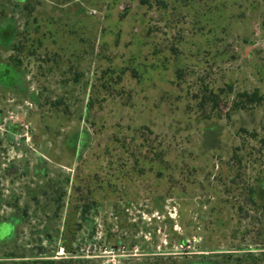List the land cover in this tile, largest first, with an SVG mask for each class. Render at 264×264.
I'll use <instances>...</instances> for the list:
<instances>
[{
  "label": "rangeland",
  "instance_id": "obj_1",
  "mask_svg": "<svg viewBox=\"0 0 264 264\" xmlns=\"http://www.w3.org/2000/svg\"><path fill=\"white\" fill-rule=\"evenodd\" d=\"M17 1L0 0L16 30L0 62L36 105H0V161L14 166L0 174V221L14 215L21 239L0 246V264L66 255L63 223L80 264H264V205L248 196L264 174V101L230 107L238 92L264 97V0H59L65 21L49 18L55 0ZM51 23L71 36L54 44Z\"/></svg>",
  "mask_w": 264,
  "mask_h": 264
},
{
  "label": "flooded vegetation",
  "instance_id": "obj_2",
  "mask_svg": "<svg viewBox=\"0 0 264 264\" xmlns=\"http://www.w3.org/2000/svg\"><path fill=\"white\" fill-rule=\"evenodd\" d=\"M17 3H18V6L21 7L25 3V0H18ZM55 3H59V0H55ZM35 8H34V11H31V13H29V15H32L35 12ZM15 31L16 30L14 28V23H11L7 19L3 20V18L0 17V49L1 50H4V47H9V46L13 47L14 46ZM1 95L5 98L7 96L10 98V100H12V102L8 105L7 104L8 101L4 102L5 99L0 98L2 100V102L0 103L1 106H8L10 108L16 109L17 108L16 107L17 101H20L23 99L29 100L31 103L36 105L35 104L36 94L31 92L30 89L26 86V82L24 80V76L22 75V72L14 65V63L2 62V61L0 62V96ZM2 111H3V109L0 108V112H2ZM7 128L10 129L9 136L7 138V143L12 144L15 149H20L19 145H20V138L21 137L17 138L15 136L16 135L15 132L12 131V130H16V127L12 125V128H11V126L9 127V125L7 124ZM4 143H5V141L0 140V160L4 159V150H3L4 149ZM24 146L26 147L25 143L22 144V147H24ZM13 170H14V166L9 167L7 169V167L2 165L1 161H0V174L2 172L11 173ZM0 178H1V176H0ZM83 209H84V207H83ZM13 220L17 221L16 218H11V219L9 218L7 221H0V226L3 225L6 227V224H9ZM81 220L84 223H81V225L79 223V225L82 226V224H83V226H82L83 228H84L85 223L89 224V222L87 220H85V219L84 220L81 219ZM63 225H64V223H63ZM9 230H10V232L8 233L6 239L0 241V246L5 245L10 237H12V239H14L13 242L15 241V237L13 236L11 228H9ZM80 231H81L80 232L81 233L80 239H83L85 237L84 232L82 229ZM10 235H12V236H10ZM91 238H93L95 240L94 237H91ZM91 238H88L87 240H89V242H90ZM60 242H62V246H63L60 250L61 251L64 250L66 255H63V253H62V255H59V257L53 256V255L43 256L44 254H43V252H41V253L33 254L34 256H32V257H27L26 255H24V257L20 256V257H18V259H20V260H35V261L46 259V260L60 261L61 264H63V263L64 264H80L83 262L82 259L87 257L84 254H82L83 252L80 250V246H79L80 244L77 245L75 250H70L69 246L72 245L73 243L70 244L69 238H67V233H66V236H64L63 240ZM59 244H61V243H59ZM92 257H95V256H92ZM12 259H17V258H12ZM0 260H4V259L1 258ZM199 263H202V262H199ZM184 264H192V262L190 260L188 262H185Z\"/></svg>",
  "mask_w": 264,
  "mask_h": 264
},
{
  "label": "crops",
  "instance_id": "obj_3",
  "mask_svg": "<svg viewBox=\"0 0 264 264\" xmlns=\"http://www.w3.org/2000/svg\"><path fill=\"white\" fill-rule=\"evenodd\" d=\"M50 2V1H49ZM65 4H67V2L65 3ZM80 6H82L81 5V3H78ZM61 7H63V4H60V3H55L54 4V6H52V10L55 12V15H54V13H53V16L51 15V17H49L50 18V20L51 19H53V20H60V18H61V20H62V18L64 19V21L65 20H67V19H65L67 16H69V13H67V12H65V13H58L57 12V9H61ZM41 10V9H40ZM40 10H38V9H36L35 10V12L30 16V18H31V20H35L34 21V23L33 24H31V28L32 29H36V28H38L39 26H41V25H38V24H35L36 23V19L39 17V16H41L42 15V12H45V11H40ZM46 12H48V11H46ZM48 14V13H47ZM48 16H50V14L48 15ZM46 19H48V18H46ZM49 28L50 29H46V31H48L49 32V34L51 35V38H50V41H53V43L54 44H56L57 42H56V40L55 39H57V38H59V37H61V36H64V35H69V36H71L69 33H68V30L70 29V28H67L66 30H63L62 28H56L55 26H53V24L51 23V24H49ZM52 28V29H51ZM32 32H36V31H32ZM63 32H64V34H63ZM82 34H84L85 35V31L82 29ZM100 32V31H99ZM110 32H112V35H113V37L116 35V33H115V30H112V31H110ZM32 34V33H31ZM81 34V35H82ZM100 34H101V32H100ZM100 34L98 33V36L100 37ZM61 46H62V44H60V48H61ZM64 48V47H63ZM61 52H62V54L65 56L66 54L64 53V50L61 48V50H60ZM90 60H91V58H90ZM96 61V60H95ZM84 62V61H83ZM93 62H94V60H93ZM85 135L84 134H78L77 135V139H76V141H74V143L76 144L75 145V148H74V150H73V152H70L71 154H73V155H75V154H78V152H80V150L83 148V146L85 145V143H86V140H85V137H84ZM66 143H68V138H67V140L65 141ZM65 146H67V144L65 145ZM76 150H79L78 152H76ZM36 157V159L38 160H36L35 162L36 163H38L39 165H43V163H45V162H47V164L46 165H50V161L48 160V161H44L43 159H41L40 157H37L38 155L35 153L34 154ZM66 156H67V153H66ZM39 158V159H38ZM57 159V158H56ZM52 160H54V159H52ZM58 165H55V167H57ZM42 168V167H41ZM48 168V167H47ZM49 168H51V167H49ZM90 191V190H89ZM38 193V192H37ZM11 218H15L14 217V215H12L11 216ZM11 223V224H10ZM9 224H6V226H8L9 228H11V231H12V233H13V236L15 237V231H16V228H15V226L16 225H18V224H20V222H17V221H15V220H13V221H11ZM65 226L64 225H62L61 226V228H60V230L57 232V234L56 235H54L53 237H55L56 239H59L58 240V243H60V241H62L63 240V238L62 239H60L62 236H63V233L65 232ZM56 232V231H55ZM66 232H68V228H66ZM43 233V232H42ZM45 233H43V235H44ZM39 237H40V239H38V242H40V244L42 245V243H47L49 240H50V238H49V235L47 234L46 235V237H44L43 239H42V237L40 236V234L38 235ZM21 241V239L19 240H17V241H14L13 243H16V244H21V243H18V242H20ZM40 245V246H41ZM63 246L61 245V244H59V248L61 249Z\"/></svg>",
  "mask_w": 264,
  "mask_h": 264
},
{
  "label": "trees",
  "instance_id": "obj_4",
  "mask_svg": "<svg viewBox=\"0 0 264 264\" xmlns=\"http://www.w3.org/2000/svg\"><path fill=\"white\" fill-rule=\"evenodd\" d=\"M250 56V55H249ZM228 85V84H227ZM230 88V85H228ZM238 98L244 99V101H240L241 99H239L238 101H233L231 104V112H237V111H246L247 110V103L248 104H255L259 105L261 102L264 101V97L262 96L263 94H260L258 90L252 91L251 93H246L245 91L242 92H238L237 93ZM212 102H214V100H211ZM254 186L252 188H250V193L248 194L249 198L252 197V201L253 198H257L259 199V201H261V203H263L262 205H264V174L261 177H258L254 180ZM85 208V206H84ZM67 228V227H66ZM62 245V242H60ZM27 256V255H26ZM24 257V256H21ZM29 257V256H27ZM31 262L34 263H38V264H61L60 261H55V260H39V261H35V260H30Z\"/></svg>",
  "mask_w": 264,
  "mask_h": 264
},
{
  "label": "built area",
  "instance_id": "obj_5",
  "mask_svg": "<svg viewBox=\"0 0 264 264\" xmlns=\"http://www.w3.org/2000/svg\"><path fill=\"white\" fill-rule=\"evenodd\" d=\"M95 12V11H94Z\"/></svg>",
  "mask_w": 264,
  "mask_h": 264
}]
</instances>
